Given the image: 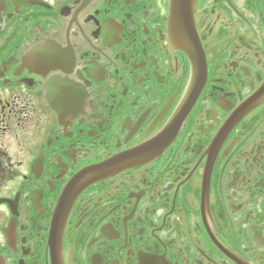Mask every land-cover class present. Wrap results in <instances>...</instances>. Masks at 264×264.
Here are the masks:
<instances>
[{"label":"flooded vegetation","instance_id":"obj_1","mask_svg":"<svg viewBox=\"0 0 264 264\" xmlns=\"http://www.w3.org/2000/svg\"><path fill=\"white\" fill-rule=\"evenodd\" d=\"M170 19L0 0V264H264V0H198L199 81Z\"/></svg>","mask_w":264,"mask_h":264},{"label":"water","instance_id":"obj_2","mask_svg":"<svg viewBox=\"0 0 264 264\" xmlns=\"http://www.w3.org/2000/svg\"><path fill=\"white\" fill-rule=\"evenodd\" d=\"M197 1L198 0H171L170 30H173V35H174V28H175L177 33L176 34L177 42L179 44V47L184 49V51L187 52L188 49L195 47L194 49L191 50V52L193 53L192 54L193 58H197V60H199L196 64L197 80L199 81V79L201 78L200 76L201 59H200V52L198 49L199 45H197V41H194L195 32H193V18L197 6ZM263 95H264V88L260 92L258 97H261ZM142 156L143 155H141V157ZM137 157H138V153L133 157L130 156L129 158L126 159V163L132 164L133 162L136 161L135 159ZM112 170H113L112 164L110 165L107 164L99 168H94L91 171L81 175L82 179H80L77 184L78 186L82 184L85 187L89 184L98 182L111 175ZM73 189H71L70 192H72Z\"/></svg>","mask_w":264,"mask_h":264}]
</instances>
